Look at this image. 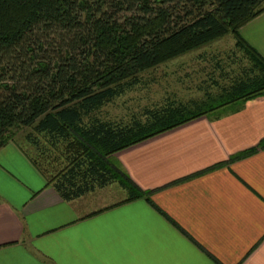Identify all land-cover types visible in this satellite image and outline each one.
<instances>
[{
	"label": "trees",
	"instance_id": "16d2710c",
	"mask_svg": "<svg viewBox=\"0 0 264 264\" xmlns=\"http://www.w3.org/2000/svg\"><path fill=\"white\" fill-rule=\"evenodd\" d=\"M262 11L264 0H0V147L20 148L62 200L112 182L125 201L141 197L109 155L264 95V59L238 34ZM226 33L241 58L215 59L201 97H165L126 121L101 116L142 71ZM24 129L33 156L15 141ZM262 147L264 137L231 158Z\"/></svg>",
	"mask_w": 264,
	"mask_h": 264
},
{
	"label": "crops",
	"instance_id": "0c3cea01",
	"mask_svg": "<svg viewBox=\"0 0 264 264\" xmlns=\"http://www.w3.org/2000/svg\"><path fill=\"white\" fill-rule=\"evenodd\" d=\"M264 59V11L238 28ZM264 95L109 155L112 182L62 200L14 143L0 147V264H264Z\"/></svg>",
	"mask_w": 264,
	"mask_h": 264
},
{
	"label": "rangeland",
	"instance_id": "374dc122",
	"mask_svg": "<svg viewBox=\"0 0 264 264\" xmlns=\"http://www.w3.org/2000/svg\"><path fill=\"white\" fill-rule=\"evenodd\" d=\"M231 50L235 51L234 57L241 58L240 52L233 49L232 36L226 33L196 49L142 71L139 74L140 83L105 104L100 110L101 116L110 120L126 121L132 114H138L141 108L160 103L165 97L181 101L201 97L200 87L207 85L205 78L212 70L214 60H220L223 65L231 64L226 57ZM213 73L216 75V71ZM25 130L27 129L15 136V141L33 156L35 153L32 147L23 138Z\"/></svg>",
	"mask_w": 264,
	"mask_h": 264
}]
</instances>
